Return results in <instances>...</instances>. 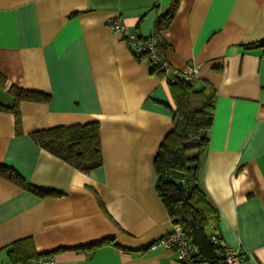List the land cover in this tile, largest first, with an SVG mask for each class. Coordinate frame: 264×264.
Here are the masks:
<instances>
[{"label":"crops","instance_id":"obj_1","mask_svg":"<svg viewBox=\"0 0 264 264\" xmlns=\"http://www.w3.org/2000/svg\"><path fill=\"white\" fill-rule=\"evenodd\" d=\"M0 0V104L10 87L49 95L0 110V264L30 238L58 264H182L150 244L173 226L154 190L153 160L173 128L171 85L107 25L119 18L173 67L199 68L193 89L215 91L199 181L217 210L215 231L264 264V0ZM97 121L101 166L83 172L41 148L34 131ZM106 243L94 249L84 245ZM197 264H209L202 261Z\"/></svg>","mask_w":264,"mask_h":264},{"label":"trees","instance_id":"obj_2","mask_svg":"<svg viewBox=\"0 0 264 264\" xmlns=\"http://www.w3.org/2000/svg\"><path fill=\"white\" fill-rule=\"evenodd\" d=\"M177 4L178 0H173L171 11L157 18L156 32L167 27ZM260 42L264 43V38ZM158 54L161 56L159 52ZM138 56L148 57L146 53ZM148 59L150 61L149 57ZM150 63L151 72L161 74L163 77L162 69L151 61ZM168 83L171 85L174 102V125L163 137L153 160L154 190L172 225L182 227L185 237L193 245L196 261L219 264L220 243L210 241L212 235H216L221 241L215 231L218 214L199 181L202 160L209 145L215 91L207 88L195 90L192 82H183L179 79ZM9 92L14 97V103L11 106L0 104V110L13 112L17 123L19 121L17 105L20 101L46 103L50 99L47 94L13 86ZM31 136L41 148L80 171L89 172L102 164L97 121L54 126L34 131ZM0 176L36 195H55L54 192L37 189L28 184L10 167L0 165ZM106 242L101 240L83 247L94 249ZM8 253L14 263L25 264L35 256L32 240L25 238L12 243Z\"/></svg>","mask_w":264,"mask_h":264},{"label":"built area","instance_id":"obj_3","mask_svg":"<svg viewBox=\"0 0 264 264\" xmlns=\"http://www.w3.org/2000/svg\"><path fill=\"white\" fill-rule=\"evenodd\" d=\"M107 25L116 34L122 36L130 45L133 46V51L136 55L146 53L150 61L158 65L163 71V79L167 82H174L177 79L183 82H193L198 74L199 68L186 64L183 67L177 68L171 66L164 57L159 56L157 51V39L150 36L140 38L136 33L131 32L128 27L116 17H110L107 20ZM210 241L221 246L219 264H240L243 251L240 248L230 247L220 241L216 235H212ZM162 247L172 251L176 259L182 264H197L195 250L193 245L185 237L184 230L180 226H172L164 236L150 244V248L154 249ZM25 264H58L55 255L42 254L30 258Z\"/></svg>","mask_w":264,"mask_h":264}]
</instances>
